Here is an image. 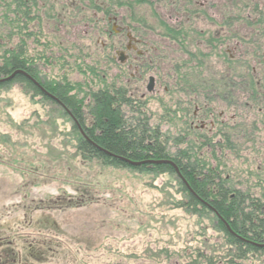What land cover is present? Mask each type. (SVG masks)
I'll use <instances>...</instances> for the list:
<instances>
[{"label":"rangeland","instance_id":"rangeland-1","mask_svg":"<svg viewBox=\"0 0 264 264\" xmlns=\"http://www.w3.org/2000/svg\"><path fill=\"white\" fill-rule=\"evenodd\" d=\"M36 2L38 18L25 27L18 22L11 25L13 14L9 13L8 22L0 7V52L17 48L23 38L24 50L41 76L66 75L72 83L87 84L83 92L111 84L126 91V77L112 75L114 65L102 61L101 43L94 41L95 35L88 36L91 26L104 24L95 25L92 13L80 18L72 0ZM201 2L177 0L179 10L187 5L193 12L178 18L164 16L168 8L163 1L136 8L130 22L143 27L147 39L159 49L157 74L165 82L138 109L164 133L170 154L183 155L181 151L192 146L186 156L227 177L228 189L237 188L245 205L259 198L256 204L264 212V0H208L204 13L196 14ZM189 99L199 104V113L205 107L214 115L223 111L221 120H229L228 124L213 127L217 131L212 134L200 129L189 132L185 118L194 111ZM38 100L31 101L19 83L0 88V224L16 237V249L23 253L28 242L35 250L49 245V252H60L59 263L50 264H95V260L134 264L143 258L146 264H158L157 260L161 264H264V256L237 259L234 248L227 250L215 215L189 203L173 174L82 160L71 119ZM206 134L210 145L201 144ZM23 195L35 204L44 200L28 212L31 220L45 216L49 223H58L60 232L55 224L42 228L26 223L20 205L5 206L19 202ZM59 195L66 203L71 198V204L63 211L50 203L48 208V200ZM79 197L82 201L76 204Z\"/></svg>","mask_w":264,"mask_h":264},{"label":"trees","instance_id":"trees-1","mask_svg":"<svg viewBox=\"0 0 264 264\" xmlns=\"http://www.w3.org/2000/svg\"><path fill=\"white\" fill-rule=\"evenodd\" d=\"M0 5L4 9L2 13H4V18L7 21L9 20V13L13 14L14 18L11 20V25L18 22L24 24L22 27H25L27 21L32 22L38 18L36 0H0ZM32 34L35 36L34 33L28 35L32 36ZM18 43L17 48H7L0 52V78L8 76L15 70H22L36 82L40 80L39 78L43 79L44 83L42 85L38 83L41 88L54 97L58 103H61L63 109H66L77 120L78 125L84 132L86 139L80 135L77 126L72 124L77 141L75 148L82 160H96L102 166L129 167L148 174H173L177 183L179 181L182 189L187 194L188 188L180 181V177L175 174L168 164L130 166L120 158L137 162L150 159L171 160L177 166L182 178L187 182L189 191H193L199 198L205 201L207 196L205 186L212 188L210 192L213 191L215 194H212L214 199L210 204L231 230L247 240L264 243V212L261 206L256 204L260 202L259 198H254L255 200H251L250 205H245L244 196L242 197V194L237 191V200L235 198L229 200L226 190L228 187L227 182L221 179L216 181L218 178L214 170L204 167V163L199 159L196 158L194 161L191 160V156L185 155L188 153L187 149L192 146L188 147L185 153L181 151L183 155L170 154L168 140L158 126H151L147 117L139 109L137 114L133 115H131L133 111L128 114L123 109L124 107L130 109L131 100L124 95L122 88L113 87L110 89L106 85L103 89L97 91L83 92V87L87 84L72 83L66 75L57 80H45L44 76H41L39 67L34 65L32 57L27 56L24 50V39L20 38ZM89 69L91 73L94 72L92 68ZM79 71L81 72L80 69ZM13 83L21 84L26 89L31 101L38 98L40 103H46L48 107L50 105L55 106L63 115L67 114L60 109L57 103L43 95L39 88L20 74H16L7 82L0 83V88ZM80 94H82L81 97H79ZM87 96V113H85L82 108ZM192 173L201 176V181L194 179ZM187 196L189 203L196 206V201L192 199L189 193ZM218 222L225 233L224 246L227 247V250L234 248L237 251V259H245L248 255L255 254L264 256V248H257L231 236L224 225L219 220Z\"/></svg>","mask_w":264,"mask_h":264},{"label":"flooded vegetation","instance_id":"flooded-vegetation-1","mask_svg":"<svg viewBox=\"0 0 264 264\" xmlns=\"http://www.w3.org/2000/svg\"><path fill=\"white\" fill-rule=\"evenodd\" d=\"M158 1L159 2L163 1L164 5L168 8L164 12V16L168 18L169 17L178 18L179 16L188 17L191 14H193L190 7H188L187 5L183 6L182 10H179V7L175 5L177 0H100L97 2L92 0H72V3L74 6H76L75 8L77 9V13L79 14L80 18L85 19L90 16L89 15L90 13H92L91 15L95 18V25H97V23H102L105 25L101 28L91 26L88 36L95 35L96 38L94 36V41L96 43L97 42L101 43L100 50L104 52L102 61L108 64L112 63L114 65V70H113L114 73H112V75L117 78L126 77V85L124 86L126 88V91L123 90V93L127 98L131 100L130 103L131 107L129 106L130 111H133L135 108L138 109L141 105H143L146 97L156 96V94L159 92V88L161 87V85L165 84V82L161 79L159 74H157V69L160 70L161 68L160 65L161 53L159 49L156 48L155 44H153L149 39H147L143 27H141L138 24L135 25L133 22H130V19L135 14L137 7L140 8V5L143 3L151 4V2H158ZM189 1L192 2V0ZM207 1L208 0H202L201 8L196 9L197 11L196 14H199L200 13L199 11L204 13L203 12L205 6L204 3H206ZM108 24H110L109 27ZM96 55L94 54L96 62L98 63L99 61L98 54ZM34 65L37 64L34 63ZM39 79L40 80H38L37 83L42 85L44 83V80L41 78ZM44 79L57 80L56 78H48L46 75L44 76ZM113 87L116 88L114 84H111L109 88H113ZM118 88H122V87H118ZM126 92H128V94H126ZM138 92L140 93L139 96L135 97L133 93H138ZM42 94L48 97L49 99H51L52 101H54L55 103H57L60 109H62V111L65 112V109L62 108L61 103H58V101L54 97L52 98L50 96H47L43 92ZM189 102L194 106V111L191 112L189 116L185 118L187 122L185 124L186 129L189 132L200 129L202 131L206 130L209 134H212L216 130L213 127H218L219 129H222L228 124L226 122H228L229 120H227L226 122L224 120H221L222 117H224L225 115L223 111L218 113L217 115H214L210 112L208 108L205 107L199 113V110H201L199 104L198 103L195 104V102L191 99H189ZM82 111H84L83 108ZM70 119L74 124V120H73L74 118L72 117ZM216 121H219V123L218 122L216 123ZM208 126H210L211 128H209ZM208 140H209L208 134L202 135L201 144L210 145V143L207 142ZM219 141H224V140L220 138ZM212 145H214V143ZM211 169L215 171L214 173L218 178L216 181H219V179H221L224 180V182L227 183L229 182L227 177L221 178L220 177L221 174L219 172H217L214 168ZM192 177L197 181H201V176H196L195 174L192 173ZM213 181L215 180L213 179ZM210 190H212V188L210 189L209 187L205 186V192L207 196L205 198L206 200L204 201V199L202 200L197 195H195L193 191L191 190L189 191V187L187 189L189 195L192 197V199L196 201L197 203L196 205H199V207L204 210H209L210 212H213L215 210L213 209L210 203L213 202L214 197H212V194L214 195L215 193L213 191L210 192ZM226 190L228 193L229 200H232L233 198L237 200V188L230 190L227 187ZM70 200L71 198H69V201L66 203L65 198L62 195H59L58 197L54 198V200L49 199L46 205L49 208L50 206L49 203H50L52 204V207L57 208L59 211H61L62 209L63 211V208L71 204ZM76 200H77L76 204L82 201L80 197L76 198ZM36 201L37 202L35 204L33 199L27 198L25 195H23L19 200V202L9 201V203L7 202L5 206L9 208L12 205H14V208H16V206L20 205L21 210L23 209V211L24 210L26 211L23 212V214L25 215V217H27L26 223H28L29 225H31L32 222L37 223L39 226H42V228H45L44 227L45 224L48 226L49 225L51 226L52 224L58 225L57 222H53V221L49 223L50 220L45 216L41 217L40 219H36L35 221L31 220L32 217L30 213L28 214V212L32 209V206H38L44 204L43 203L44 200L42 199H38ZM14 211L17 210L14 209ZM217 219L221 222L219 218ZM30 220L31 222H29ZM9 231L10 230L5 231V229L2 228V223L0 224V264H50L51 262L54 261L59 263V259L57 258V255L60 254V252L51 251V250L49 252V245L46 250H44L42 247L41 249L38 248V250H35L34 245L28 242L25 243L27 250H25L22 253L21 250L16 249L15 246L16 237L9 236V233H11ZM58 232H60L59 225H58ZM39 241L40 240H37L36 242L39 243ZM48 242L49 241L46 240L43 241L42 243H48ZM94 253L97 254L96 255L97 258H99L101 255L98 252H94ZM110 253L111 256L117 254L114 252H110ZM125 256H126L125 258H128L130 254L128 255L125 254ZM134 256L137 257V258L133 257L134 259L136 260L140 259L139 256L136 255ZM153 258L155 259L156 257ZM157 263L161 264V260H157ZM95 264H99L98 261L96 262L95 260ZM104 264H112V263L105 262ZM134 264H146V262L145 259L143 258L141 259L140 262L135 261Z\"/></svg>","mask_w":264,"mask_h":264},{"label":"water","instance_id":"water-1","mask_svg":"<svg viewBox=\"0 0 264 264\" xmlns=\"http://www.w3.org/2000/svg\"><path fill=\"white\" fill-rule=\"evenodd\" d=\"M16 74H20L22 76H24L25 78H27L29 81H31L35 86H37L44 94H46L47 96H50L48 93L45 92L44 89L41 88V86L34 80L32 79L30 76H28L25 72H23L22 70H15L13 71L11 74H9L8 76H5V77H1L0 78V83H3V82H7L9 81L10 79H12ZM52 97V96H50ZM53 98V97H52ZM77 128H78V131L79 133L83 136V138L86 139L85 135H84V132L83 130L81 129V127L78 125V123L74 120ZM120 160L124 161L125 163H127L128 165L130 166H139V165H143V164H152V165H159V164H168L169 166H171V168L174 170L175 174L177 176H181L180 173H179V170L177 168V166L171 161V160H165V159H160V160H143V161H131V160H128V159H123V158H120ZM185 186H187V184H185ZM188 187V186H187ZM214 214L217 216V218H219L222 222V224L224 225L225 229L235 238H238L239 240L243 241V242H246L250 245H253L257 248H264V243H257V242H254V241H250V240H247L243 237H241L240 235H238L237 233H235L234 231H232L228 224L219 217V215H217V213L215 211H213Z\"/></svg>","mask_w":264,"mask_h":264},{"label":"bare ground","instance_id":"bare-ground-1","mask_svg":"<svg viewBox=\"0 0 264 264\" xmlns=\"http://www.w3.org/2000/svg\"><path fill=\"white\" fill-rule=\"evenodd\" d=\"M180 181L185 185V184H187V182L182 178V176H180ZM230 228V227H229ZM231 229V228H230ZM228 232V231H227ZM228 234H230L229 232H228ZM231 235V234H230Z\"/></svg>","mask_w":264,"mask_h":264}]
</instances>
